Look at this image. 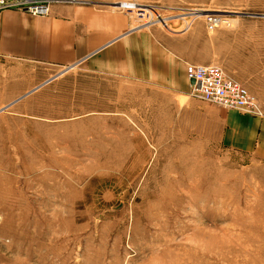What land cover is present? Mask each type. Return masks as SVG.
Segmentation results:
<instances>
[{"label":"rangeland","instance_id":"obj_1","mask_svg":"<svg viewBox=\"0 0 264 264\" xmlns=\"http://www.w3.org/2000/svg\"><path fill=\"white\" fill-rule=\"evenodd\" d=\"M81 1L152 6L173 53L264 84V0ZM82 66L0 61V264H264L261 125L235 126L262 117Z\"/></svg>","mask_w":264,"mask_h":264},{"label":"crops","instance_id":"obj_2","mask_svg":"<svg viewBox=\"0 0 264 264\" xmlns=\"http://www.w3.org/2000/svg\"><path fill=\"white\" fill-rule=\"evenodd\" d=\"M131 28L123 14L80 4L54 5L48 16L6 9L0 11V59L54 67L50 76L84 65L89 73L140 76L178 94L190 92L185 63H195L173 53L160 35L158 39L144 32L146 28ZM254 94L264 110L263 83ZM238 119L236 131L242 135L251 133V126L261 125L254 153L264 161V114L260 120Z\"/></svg>","mask_w":264,"mask_h":264},{"label":"built area","instance_id":"obj_3","mask_svg":"<svg viewBox=\"0 0 264 264\" xmlns=\"http://www.w3.org/2000/svg\"><path fill=\"white\" fill-rule=\"evenodd\" d=\"M81 0H0V11L15 9L32 16H48L51 8L58 4H78ZM114 9L125 14L136 27L153 26L162 23L152 6L135 2H118ZM187 79L192 95L199 100L225 109L238 110L255 117H263V112L254 96L237 81L228 77L215 65L185 63Z\"/></svg>","mask_w":264,"mask_h":264},{"label":"water","instance_id":"obj_4","mask_svg":"<svg viewBox=\"0 0 264 264\" xmlns=\"http://www.w3.org/2000/svg\"><path fill=\"white\" fill-rule=\"evenodd\" d=\"M191 84H193V81H190Z\"/></svg>","mask_w":264,"mask_h":264},{"label":"bare ground","instance_id":"obj_5","mask_svg":"<svg viewBox=\"0 0 264 264\" xmlns=\"http://www.w3.org/2000/svg\"><path fill=\"white\" fill-rule=\"evenodd\" d=\"M146 27H149V26H146Z\"/></svg>","mask_w":264,"mask_h":264}]
</instances>
